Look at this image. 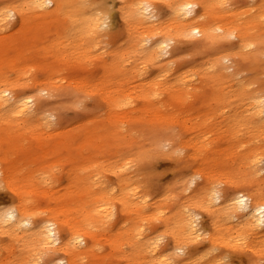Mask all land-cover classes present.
<instances>
[{"label": "bare ground", "instance_id": "obj_1", "mask_svg": "<svg viewBox=\"0 0 264 264\" xmlns=\"http://www.w3.org/2000/svg\"><path fill=\"white\" fill-rule=\"evenodd\" d=\"M228 1L0 0V31L15 17L21 26L0 38V111L28 118L49 110L46 96L72 107L99 91L110 112L102 128L84 124L58 141L69 158L63 210L40 220L21 205L0 211V234L22 254L37 246L49 257L45 264H225L230 256L264 264V67L254 71L264 65V0ZM162 6L166 17L155 11ZM182 46L194 58L174 65ZM94 55L102 57L98 76L85 71L55 91L48 75ZM230 58L237 72L250 67L249 81H235L237 72L223 63ZM35 60L42 62V78L28 83L21 75H29ZM200 94L204 111L175 109ZM145 112L151 125L175 121L180 127L172 139L159 132L151 146L168 140V154L194 169L195 176L169 194L134 184L130 162L147 145L127 144L130 133L111 121L140 120L135 114ZM223 165L231 175L217 189L212 170ZM11 169L0 156L7 181ZM169 198L174 203L166 206ZM198 209L213 227L201 251ZM57 252L64 257L53 261Z\"/></svg>", "mask_w": 264, "mask_h": 264}, {"label": "rangeland", "instance_id": "obj_2", "mask_svg": "<svg viewBox=\"0 0 264 264\" xmlns=\"http://www.w3.org/2000/svg\"><path fill=\"white\" fill-rule=\"evenodd\" d=\"M107 1L117 2V0ZM231 1L235 0L228 1L227 5ZM159 8L155 11L162 17H166L165 8L163 6ZM33 26H37L35 28H38L36 22L33 23ZM20 28L18 17H15L8 24L6 31H0V38L12 35ZM230 41L234 44L236 39L232 38ZM103 45L110 46L105 42ZM226 46H228V43L224 45V47ZM100 52L98 51L95 54ZM98 55L101 56V54ZM193 56L189 47L182 46L179 57L174 65L186 64L193 60ZM263 58L264 55L262 56ZM100 59L102 57L94 55V58L90 62L71 61L69 65H65L56 71L53 76L48 75V81L54 85L55 91H57L63 87H67L69 77L81 76L85 71L92 74L94 78L99 75L100 66L103 65ZM195 59L197 60V58ZM42 61L44 63V60ZM223 63L227 67L228 72H237L233 59L224 60ZM31 64L34 66L31 67L29 75H21L22 80H26L28 83H31L36 78H42L39 70V67H41L39 65L42 62L35 60ZM56 65L61 66L60 63ZM263 67L264 65L261 66L260 64L256 66L254 68L255 73L261 72ZM252 74L254 72L248 67L239 70L234 79L235 81L246 82L250 80L249 78ZM260 78L264 79V72L260 73ZM117 84L123 87L122 82H117ZM132 84H139V81H135ZM193 85H199V81H195ZM258 87L257 83L253 84V88ZM210 92L211 89L209 88L205 89L204 93L209 94ZM101 97L102 93L96 91L95 94L86 95L82 101H78L74 106L68 107L60 103L56 95H49L46 96V104L49 110L45 111L44 114H33L28 118L19 114H11L6 117L0 111V156L9 160L10 167L12 168L9 171L8 176L10 178L8 181L0 174V211L21 205L28 213L32 214L33 218L40 220L47 218L51 211L63 210L64 205L61 201L66 198L69 192V181L66 174L69 158L66 157V147L64 145L60 146L58 141L64 142L65 137L74 133L75 130L84 124L87 129L92 126H98L97 128L100 129L103 127L104 122H108L109 115L107 113L110 114V112L106 109ZM200 100H202L201 94L196 95L194 99L175 109L184 111L183 113L189 115L204 111V108L200 105ZM135 107L136 104L134 103L126 110L131 111ZM175 109L171 110H173V114L177 117L180 112ZM132 113L134 112L131 111L129 114ZM135 115L139 116L140 120L135 119V116L125 118L113 116L111 120L116 121L124 131L130 133L131 137L126 140L127 144L135 142L147 145L146 152H137L130 162L129 172L133 175L134 184L153 195L157 194L162 188H165V191L169 194L181 182L191 180L195 176L194 169L191 165L182 164L178 159L168 154V140L163 139L161 141L158 145L160 149L157 146H151L150 143L151 139L153 137L156 139L158 133L161 131H163L160 133L161 137L176 138L180 132V127L175 121L169 124L151 125L146 112ZM130 117L131 119L129 120ZM121 119L125 121L122 122ZM7 133L11 135L8 136ZM4 140L10 145L5 146ZM126 148L127 146L124 145L121 149H124L126 152ZM259 166L264 171V157ZM212 171L215 172L212 186L217 189H223L225 187L224 177L231 175L230 168L223 165ZM107 176L110 177V175ZM166 202V206L172 205L174 200L169 198ZM197 221L198 227L203 233V237L197 242L201 251L208 247V233L211 232L213 227H211L210 220L205 211L197 210ZM0 244V264H45L49 258L37 246L32 251L22 254L19 244L14 240L10 242L6 234H0ZM63 257L62 253L57 252L53 254L52 260L54 261L57 258ZM224 263L248 264L246 260H241L236 256L224 258Z\"/></svg>", "mask_w": 264, "mask_h": 264}]
</instances>
